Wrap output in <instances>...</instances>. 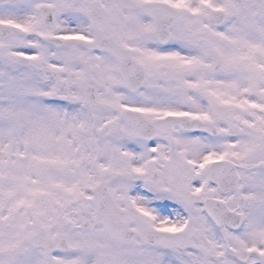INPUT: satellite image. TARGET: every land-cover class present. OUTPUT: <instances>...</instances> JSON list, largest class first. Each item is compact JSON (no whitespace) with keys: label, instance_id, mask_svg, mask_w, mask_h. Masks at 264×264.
Instances as JSON below:
<instances>
[{"label":"snow or ice","instance_id":"snow-or-ice-1","mask_svg":"<svg viewBox=\"0 0 264 264\" xmlns=\"http://www.w3.org/2000/svg\"><path fill=\"white\" fill-rule=\"evenodd\" d=\"M0 264H264V0H0Z\"/></svg>","mask_w":264,"mask_h":264}]
</instances>
